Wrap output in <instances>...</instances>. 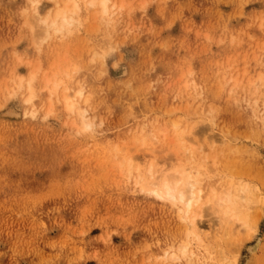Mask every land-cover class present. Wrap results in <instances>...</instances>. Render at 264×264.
<instances>
[{"label": "rangeland", "instance_id": "obj_1", "mask_svg": "<svg viewBox=\"0 0 264 264\" xmlns=\"http://www.w3.org/2000/svg\"><path fill=\"white\" fill-rule=\"evenodd\" d=\"M131 1L132 15H116L112 27L85 16L70 36L38 45L40 34L32 37L20 13L25 0H0V264H158L153 259L176 236L172 214L129 191L119 161L150 147L143 161L171 168L184 139L170 119L205 152L237 147L224 163L235 182L252 187L242 222L205 215L198 226L218 264H264V125L260 110L246 106L249 98L264 101V0H148L144 10L142 0ZM101 46L104 64L92 58ZM26 61L51 76L59 67L69 91L83 88L94 131L72 126L61 101L42 117L43 78L33 86L39 113L23 115L27 90L8 98L4 87L27 75ZM187 76L194 90L183 86ZM144 124L161 131L159 141L133 143ZM114 144L123 152H102Z\"/></svg>", "mask_w": 264, "mask_h": 264}, {"label": "bare ground", "instance_id": "obj_2", "mask_svg": "<svg viewBox=\"0 0 264 264\" xmlns=\"http://www.w3.org/2000/svg\"><path fill=\"white\" fill-rule=\"evenodd\" d=\"M42 4L47 7L43 12H41ZM147 4L148 0H142L141 3H138V6L144 10L147 8ZM20 13L24 15L23 22L28 26L32 37L34 38L35 35L38 33L40 34V36L37 35L36 38H39L38 45H41L42 40L45 41L51 38L52 35L54 37L53 39L70 36L77 26L81 25L86 18L97 19L99 23L112 27L116 15H123L124 13L132 15L133 9L131 0H25V5L21 8ZM85 16L87 17L85 18ZM35 27L38 29V32ZM109 36V32L103 34L104 38L108 39ZM104 48L105 46L99 47V50H95L94 48L91 49V52L95 50V54H93L92 58L94 56L99 57L102 64H104L103 59L107 52ZM36 64H39V62ZM39 65H33V68H31L28 62L27 75L16 74V77L13 76L12 80L14 84L11 85V87H4L7 97L14 98V96L19 93L21 87H23L27 90L26 96H23V102H25L29 108V110L28 108L24 109L23 115L35 117L36 114L39 113V110L36 109L32 102L35 96V89L33 86L35 81H39L40 78H43L42 88L46 92L47 98L44 107L45 112L42 114V117L47 118L51 115L55 108V104L61 101L63 102L65 114L69 115V117H74L71 124L72 126H74V123H79L81 130L94 131L96 128V118L90 115L86 106L82 104L87 101V99L84 98L83 88L77 87L69 91L65 81L59 79L60 76L58 73L61 72V68L54 67L55 70L53 76H51L48 74V71L40 74ZM74 65V61L72 60L71 66L75 71L76 68ZM187 78L188 76L185 77L183 86L187 88L189 83H191V89L194 90L195 86L192 84L195 81L193 79L188 80ZM231 80L233 81V86L229 90L233 92L236 91L235 89H237L238 85L236 84V78H231ZM62 85L63 90H61ZM257 85L253 83L252 86ZM195 91L196 94H198L197 90ZM195 91L193 92L195 93ZM62 92L63 94L61 96ZM248 101H250V98L246 100V106H248L247 108H249L252 113H255L254 110L256 109L260 110L258 111L261 113V121L264 125V101L261 105L258 99H254L250 102ZM40 107L43 108L42 106ZM209 109V114L206 113L205 115L206 117L210 115L209 120L213 121L214 117L213 114L211 116V107H209ZM206 110L208 111V109ZM5 114L11 116L19 115L16 110L10 108H6ZM169 124L171 128L173 127L172 129L177 132V135H181L180 138L184 139V141H180V145H178L179 147L175 151L176 153L174 152V164L167 170L166 168L159 167L157 161H154L156 160L155 157V159L150 161H143V159L149 155L148 153H151L152 156L154 154V151L152 152L148 149L150 147L147 146L145 150L147 153H141V156L137 154L133 156L130 153L123 156L121 155L122 158L119 164L125 174L124 186H127L131 192L140 193L145 198H150L152 201L157 200L165 204L169 207L168 209L172 214L176 230L175 239L173 238V241L171 240L168 245L166 244V249H164L160 255L157 254L158 256L153 260L158 262V264H177L180 260H184L186 264H218L217 260L213 257V253H216V251L213 250V253L211 252V248L213 247L201 236L198 224L202 222L205 215H212L215 221L220 223L224 222L226 219L228 222H234V224L242 222V218L240 217L243 215L242 205L249 200L248 196L252 194V187L246 182H235L236 180L231 176L232 174L230 175V171L225 169L227 166V164L224 163L225 158L229 156L230 152H232V154L236 153V146L231 145L228 154L224 152L225 150L220 148L216 149L217 147L212 148V146H209V151L205 152L203 150V145H199V141H194L191 138L193 135L192 131H188V129L184 127L182 129L178 128L179 124L175 119H170ZM154 125H151L153 127L150 126L147 132L145 131V129L147 130V125L144 124L141 128L138 127L139 129L135 136H133V143H145L147 137L154 139L155 143L156 140L159 139L158 135L161 134H159L161 131L155 132ZM159 129L160 128H158V130ZM144 131L146 134H144ZM170 137L172 138V135ZM223 142L224 140L222 143ZM222 143H220V145ZM124 147L125 146L114 144L112 149L106 148L107 151L102 149V152L108 153V151L112 152V150H114L120 154V152H123ZM138 151L141 150L137 149L136 153ZM133 162H136L135 167ZM141 162H145V164L141 165ZM243 223L247 222L243 221ZM254 224L255 223H253V225ZM216 232L217 231L213 232V238L218 237ZM256 248L257 243L253 246V250ZM226 264H234V262L228 261Z\"/></svg>", "mask_w": 264, "mask_h": 264}]
</instances>
